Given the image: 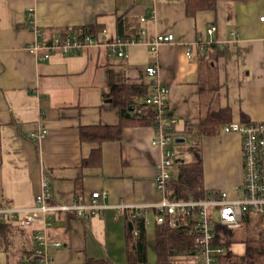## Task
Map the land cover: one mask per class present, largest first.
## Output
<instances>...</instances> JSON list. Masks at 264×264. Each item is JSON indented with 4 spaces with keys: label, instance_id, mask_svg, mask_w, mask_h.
I'll use <instances>...</instances> for the list:
<instances>
[{
    "label": "crops",
    "instance_id": "obj_1",
    "mask_svg": "<svg viewBox=\"0 0 264 264\" xmlns=\"http://www.w3.org/2000/svg\"><path fill=\"white\" fill-rule=\"evenodd\" d=\"M262 17L264 0H216L215 10L192 18L186 15L185 0H0V210L15 209L22 217L35 208L45 176L53 207L87 203L93 193H108L102 214L81 218L74 211H59L50 215V227L39 222L13 232L10 250L0 241V264H15L17 252L33 249L37 231L49 245H61L50 249L53 264H127L131 219L115 206L152 208L165 199L155 185L162 159V150L151 144L155 129L129 127L121 142L104 144L102 166L83 170L77 194L82 161L96 148L81 144L80 129L118 125L119 111L107 107L105 94L120 85L144 86L151 94L153 79L146 72L151 66L159 69V80L168 89L179 139L190 140L189 133L210 108H230L233 123H241L242 115L248 124L264 122ZM213 26L216 32L209 36ZM88 27L110 44L148 42L156 35L175 40L160 45L156 57L147 45L129 46L125 60L109 56L105 46L73 55L56 53L46 62L28 52L33 43L49 45L58 35ZM201 41L204 45H197ZM41 130L49 132L43 140L30 139ZM198 139L205 190L235 198L243 183L240 135ZM145 218L148 262L155 264L156 213L149 210Z\"/></svg>",
    "mask_w": 264,
    "mask_h": 264
},
{
    "label": "built area",
    "instance_id": "obj_2",
    "mask_svg": "<svg viewBox=\"0 0 264 264\" xmlns=\"http://www.w3.org/2000/svg\"><path fill=\"white\" fill-rule=\"evenodd\" d=\"M33 10L28 13L29 23L33 25ZM146 22V18L142 19ZM264 22V17L261 18ZM216 32L213 26L208 30V35L212 36ZM103 34H106L104 31ZM141 35L145 38L146 32L142 31ZM173 35H156L150 41L145 39H132L118 41L117 43H107L100 41L97 37L89 35L87 32L72 33L67 35H58L49 45H39L33 43L29 46L28 52L39 62L49 61L50 57L56 53L73 55L87 49H97L104 47L108 50V55L117 57L118 60H125L128 55L125 49L132 45H147L151 49V56L156 57L160 45L173 44ZM197 45L203 46L204 43ZM191 58V53H187ZM148 76L153 79L152 93L145 100L148 107H152L156 112L157 125L155 128V137L151 144L162 150V159L157 167L156 187L157 190L164 194L165 199L159 205L154 207L147 206H126L118 205L115 209L120 214H126L131 220L142 218L145 224L146 212L154 210L156 213V223L163 224L166 218H170L169 226L176 229L180 226L185 217L196 218L195 224V243L198 250L200 264H217V257L226 255V249L214 243V223L228 228L237 230L243 225L246 215L257 214L264 217V122H253L250 124L232 123L223 127L222 134H238L241 137V149L243 155V183L238 195L231 198L227 193L218 191H206V198L202 201L188 202H169L166 198V183L172 178L170 170L177 164L173 158V153L169 149L170 145L176 144L179 139V133L175 131L176 121L170 116L169 105L167 101L168 89L159 80V69L156 66L148 67L146 70ZM142 109L135 111L137 115L142 113ZM46 130L32 133L30 139L40 142L47 135ZM42 193L36 198V207L23 212L15 209L0 210V222L11 223L20 228L26 229L33 227L39 222H43L45 227L52 224L50 215L55 212L63 211L76 212L81 218L93 217L102 214L106 208L103 202L108 198L107 192L93 193L89 202L74 203L71 206L53 207L52 188L45 176ZM146 219V221H145ZM35 243L34 254L25 257L22 264H28L34 261L36 264H53L50 254L51 248H59L60 244L49 245L46 236L37 231L33 237Z\"/></svg>",
    "mask_w": 264,
    "mask_h": 264
},
{
    "label": "trees",
    "instance_id": "obj_3",
    "mask_svg": "<svg viewBox=\"0 0 264 264\" xmlns=\"http://www.w3.org/2000/svg\"><path fill=\"white\" fill-rule=\"evenodd\" d=\"M186 15L194 17L199 12L213 11L216 9V0H185ZM91 36L96 37V30L88 27L83 30ZM83 33V32H81ZM63 36V35H62ZM149 91L144 86L120 85L112 86L105 94L107 107L119 111L120 122L116 126H88L80 129L81 144L95 145L88 158L83 159L81 173L77 178L76 191H82L84 169H97L102 166V146L108 143H119L123 138V131L134 126L157 125L156 112L152 107H147L145 100L149 97ZM142 109L137 115L135 111ZM232 113L230 108H210L200 119L196 128L191 130L190 137L196 140L190 144L189 153L193 159L184 162L178 159L175 165L173 178L166 183V198L169 202L202 201L206 198V190L203 182L202 151L199 143L200 137L220 136L223 127L232 124ZM242 124L246 122L242 115ZM170 218H166L163 224H157L155 230V250L157 260L155 264H200L198 250L195 243L197 237L195 231L196 218L185 217L180 226L173 229L169 226ZM214 223V243L224 247L226 255L217 257V264H264V217L257 214L245 216L243 225L245 227L242 243L245 245L243 255L231 252L233 244L240 241L238 230L228 229L219 223ZM126 253L127 264H149L147 254V231L144 219L139 218L129 221L126 227ZM23 228L14 227L11 223L0 222V241L10 250L12 247L11 234L22 233ZM33 242V240H32ZM33 249L25 250L23 255L17 254L15 264H22L25 257L34 254ZM197 259V260H196ZM30 264H36L32 261ZM85 264H109V261L88 260Z\"/></svg>",
    "mask_w": 264,
    "mask_h": 264
},
{
    "label": "rangeland",
    "instance_id": "obj_4",
    "mask_svg": "<svg viewBox=\"0 0 264 264\" xmlns=\"http://www.w3.org/2000/svg\"><path fill=\"white\" fill-rule=\"evenodd\" d=\"M207 85L210 87L209 83ZM211 85L214 86V82ZM195 140L196 139L194 137H192V138L190 137V140H186L185 143H183V144H172V145H170L169 149L173 153V158L175 160L185 159L188 162H191L193 157L189 153L188 148L190 147V144ZM170 172L173 174L175 172V167H173L170 170ZM244 231H245V227H243L242 229H239L237 235L240 237V241L238 243L233 244L232 247L230 248L231 252H233L237 255H243L245 252V245L241 241L242 238L244 237L243 236Z\"/></svg>",
    "mask_w": 264,
    "mask_h": 264
},
{
    "label": "water",
    "instance_id": "obj_5",
    "mask_svg": "<svg viewBox=\"0 0 264 264\" xmlns=\"http://www.w3.org/2000/svg\"><path fill=\"white\" fill-rule=\"evenodd\" d=\"M185 141L184 140H182V139H178V141L176 140V144H183Z\"/></svg>",
    "mask_w": 264,
    "mask_h": 264
}]
</instances>
